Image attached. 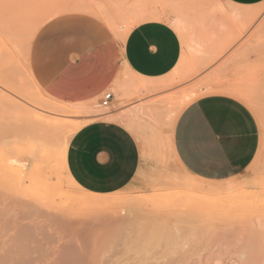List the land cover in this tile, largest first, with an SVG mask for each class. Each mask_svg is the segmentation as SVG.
I'll return each mask as SVG.
<instances>
[{
	"label": "rangeland",
	"instance_id": "1",
	"mask_svg": "<svg viewBox=\"0 0 264 264\" xmlns=\"http://www.w3.org/2000/svg\"><path fill=\"white\" fill-rule=\"evenodd\" d=\"M81 10L122 33L156 14L180 37L178 66L157 80L123 70L105 92L107 108L49 97L30 72L29 45L43 22ZM1 16L0 264H264V157L208 182L188 174L173 148L177 119L206 94L204 29H264V3L0 0ZM95 120L130 129L142 161L134 181L104 196L80 190L66 172L71 137Z\"/></svg>",
	"mask_w": 264,
	"mask_h": 264
},
{
	"label": "crops",
	"instance_id": "2",
	"mask_svg": "<svg viewBox=\"0 0 264 264\" xmlns=\"http://www.w3.org/2000/svg\"><path fill=\"white\" fill-rule=\"evenodd\" d=\"M223 1L238 9L264 3ZM87 11L46 20L31 40L29 69L49 97L71 104L101 100L123 70L157 80L178 66L180 37L156 14L122 33ZM204 91L175 123L174 153L191 176L223 182L264 157V29H204ZM141 166L135 135L116 121L87 123L66 151L68 176L98 196L126 188Z\"/></svg>",
	"mask_w": 264,
	"mask_h": 264
},
{
	"label": "built area",
	"instance_id": "3",
	"mask_svg": "<svg viewBox=\"0 0 264 264\" xmlns=\"http://www.w3.org/2000/svg\"><path fill=\"white\" fill-rule=\"evenodd\" d=\"M113 100L112 93H105L100 100V106L103 108H107Z\"/></svg>",
	"mask_w": 264,
	"mask_h": 264
},
{
	"label": "bare ground",
	"instance_id": "4",
	"mask_svg": "<svg viewBox=\"0 0 264 264\" xmlns=\"http://www.w3.org/2000/svg\"><path fill=\"white\" fill-rule=\"evenodd\" d=\"M86 5H87V4H86ZM84 8H85L86 10H90L88 7H84ZM11 16H13V15H11ZM11 16H10V17H11ZM2 17H3V16H1L0 18H2ZM6 17H8V16H6ZM6 17H4V18H6ZM3 20H6V19H3V18H2V20H1L0 22H3ZM7 22H9V21H7ZM9 23H10V22H9ZM9 23H8V24H9ZM3 24H4V22H3ZM5 25H6V23H5ZM5 25H4V26H5ZM9 26H11V24H10ZM9 26L6 25V28H8ZM16 26H17V25H16ZM11 27H12V26H11ZM1 29H2V28H1ZM12 29H13V28H12ZM12 29H11V32H10V31L8 32V34H11V33H12ZM9 30H10V29H9ZM14 30H16V29H14ZM14 30H13V31H14ZM179 30H180V29H179ZM30 31H31V33L34 32V31H32V30H30ZM182 31H183V30H182ZM4 32H5V31H4ZM13 33H14V32H13ZM181 33H183V32H181ZM5 34L7 35V33H5ZM30 35H31V34H30ZM7 36H8V35H7ZM31 36H32V35H31ZM5 37H6V36H5ZM33 37H34V35H33ZM0 57H1V56H0ZM37 89H38V88H37ZM16 105H17V104H16ZM19 106H20V105H19ZM24 111H25V109H24ZM27 111H29V110H26V113H27ZM28 113H29V112H28ZM36 122H37V121H36ZM39 124H40V123H39ZM52 127H53V126H52Z\"/></svg>",
	"mask_w": 264,
	"mask_h": 264
}]
</instances>
